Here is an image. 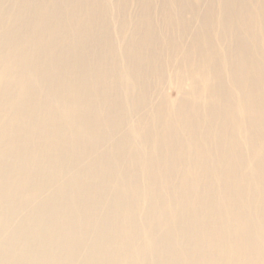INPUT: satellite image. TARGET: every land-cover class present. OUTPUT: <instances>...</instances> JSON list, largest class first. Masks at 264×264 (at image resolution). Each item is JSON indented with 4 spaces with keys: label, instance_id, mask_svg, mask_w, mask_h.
Returning a JSON list of instances; mask_svg holds the SVG:
<instances>
[{
    "label": "bare ground",
    "instance_id": "bare-ground-1",
    "mask_svg": "<svg viewBox=\"0 0 264 264\" xmlns=\"http://www.w3.org/2000/svg\"><path fill=\"white\" fill-rule=\"evenodd\" d=\"M0 264H264V0H0Z\"/></svg>",
    "mask_w": 264,
    "mask_h": 264
},
{
    "label": "rangeland",
    "instance_id": "rangeland-1",
    "mask_svg": "<svg viewBox=\"0 0 264 264\" xmlns=\"http://www.w3.org/2000/svg\"><path fill=\"white\" fill-rule=\"evenodd\" d=\"M170 94H171L172 97H174V93L173 92H171Z\"/></svg>",
    "mask_w": 264,
    "mask_h": 264
}]
</instances>
